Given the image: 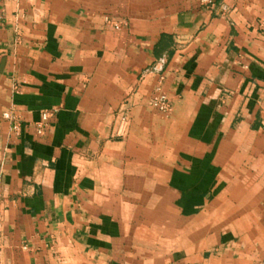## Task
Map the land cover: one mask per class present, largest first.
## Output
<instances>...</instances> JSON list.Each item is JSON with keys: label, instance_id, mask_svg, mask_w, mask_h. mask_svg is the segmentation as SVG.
I'll use <instances>...</instances> for the list:
<instances>
[{"label": "crops", "instance_id": "1", "mask_svg": "<svg viewBox=\"0 0 264 264\" xmlns=\"http://www.w3.org/2000/svg\"><path fill=\"white\" fill-rule=\"evenodd\" d=\"M0 213V264H264V0H0Z\"/></svg>", "mask_w": 264, "mask_h": 264}, {"label": "rangeland", "instance_id": "2", "mask_svg": "<svg viewBox=\"0 0 264 264\" xmlns=\"http://www.w3.org/2000/svg\"><path fill=\"white\" fill-rule=\"evenodd\" d=\"M206 3V2H205ZM105 25L111 29H114L116 31L118 30H121L125 27V23L124 22H121V21H116L114 20L113 18L111 17H107L105 18ZM161 89V92H158V89ZM159 93H161L162 95L166 96L171 104H172V109L169 113H165V112H162L160 111L157 107H155L153 105V100L157 97H159ZM148 106L159 112L161 115L164 116L165 119H168L171 117L172 113H173V110H174V107H173V102L172 100L166 95V92H165V89H164V79L163 78H160V80L158 81L154 91H153V95L150 97L149 101H148ZM58 112L57 114L59 113V111L61 109H57ZM128 110V109H127ZM125 117L122 118L121 120V126H120V130H124L127 131L128 127H129V114H130V111H127L125 112ZM178 188H181V187H178ZM152 189V190H151ZM154 189V191H153ZM126 193L127 195H129V197L131 198L130 201H128L126 203V206L128 209L132 210V211H141V216H140V222L142 223V225H145V224H150V223H154V217L152 216H149L148 214H150V212L152 211L151 208H157V210L159 209V207H161L162 211L164 210V208L166 207V202L165 201H159V202H156V201H153L152 198L154 196V193H158V194H161L164 192L161 190L160 187H148V186H137V187H134V186H128L126 187ZM139 197L141 198L142 201L139 200ZM136 199V200H135ZM114 205V207L117 206V202H113L111 203ZM194 203H190L189 205V209H190V214L192 215L194 213V211L191 209V206L193 205ZM170 207L168 206L169 208V212L173 215V223H171L170 221H168L167 223H165L166 219L165 217H160L161 214H159V220H158V224L159 225H163V227H166L169 225H171L173 228H174V242H178L177 240L181 238V236L183 235L182 232H181V229L182 227L185 225V219H183L182 215H183V211L185 209V205H187L186 203H183V202H179V201H175L173 202V205L172 203H170ZM196 205V203H195ZM117 208V207H116ZM167 209V208H166ZM137 215V213H136ZM136 219V220H137ZM135 220V221H136ZM191 222V221H190ZM192 224V222L190 223ZM148 236V235H147ZM164 236V237H163ZM162 236V238H165V234ZM176 245H179V244H175V253L178 252L177 251V248H176Z\"/></svg>", "mask_w": 264, "mask_h": 264}, {"label": "built area", "instance_id": "3", "mask_svg": "<svg viewBox=\"0 0 264 264\" xmlns=\"http://www.w3.org/2000/svg\"><path fill=\"white\" fill-rule=\"evenodd\" d=\"M206 2V4L208 5H212L213 4V0H204V3ZM158 92H161V89H158ZM159 97L155 98L153 100V105L155 107H157L160 111L165 112V113H169L172 109V104L170 102V100L162 95L161 93H159ZM58 110H53V111H45L43 113V123H41V125H39L38 127V132L42 135L46 129V124L47 122L56 116ZM13 129L15 130L16 133H19L20 131V126H22L19 122V120L17 118H13ZM1 213H0V222H1Z\"/></svg>", "mask_w": 264, "mask_h": 264}]
</instances>
